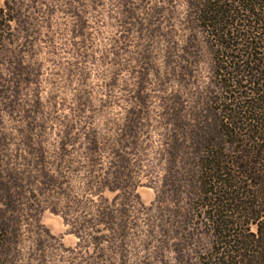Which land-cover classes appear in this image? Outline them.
Returning <instances> with one entry per match:
<instances>
[{"label": "rangeland", "instance_id": "obj_1", "mask_svg": "<svg viewBox=\"0 0 264 264\" xmlns=\"http://www.w3.org/2000/svg\"><path fill=\"white\" fill-rule=\"evenodd\" d=\"M188 5L0 0L14 18L0 57V172L25 176L14 210L0 199L8 264H181L163 227ZM191 71L189 95L208 79Z\"/></svg>", "mask_w": 264, "mask_h": 264}, {"label": "trees", "instance_id": "obj_2", "mask_svg": "<svg viewBox=\"0 0 264 264\" xmlns=\"http://www.w3.org/2000/svg\"><path fill=\"white\" fill-rule=\"evenodd\" d=\"M11 10H0V57ZM187 22L183 91L166 142L173 153L165 185L174 206L163 232L178 240L181 264H264V0H189ZM191 66L206 68L208 79L189 95ZM4 142L1 136V149ZM26 144L30 164L40 165L45 157L32 133ZM24 177L12 168L0 172L7 208L15 209ZM0 212V264H8L10 225Z\"/></svg>", "mask_w": 264, "mask_h": 264}]
</instances>
